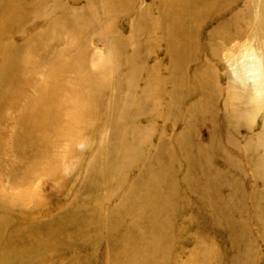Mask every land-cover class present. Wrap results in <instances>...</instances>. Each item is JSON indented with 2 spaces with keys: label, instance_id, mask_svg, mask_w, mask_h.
I'll return each instance as SVG.
<instances>
[{
  "label": "bare ground",
  "instance_id": "bare-ground-1",
  "mask_svg": "<svg viewBox=\"0 0 264 264\" xmlns=\"http://www.w3.org/2000/svg\"><path fill=\"white\" fill-rule=\"evenodd\" d=\"M96 1L72 12L69 25L58 20L68 13L61 0H0V114L5 106L18 110L0 121V151L14 154L0 176H9L15 189L44 174L60 180L63 190L74 179L62 176L59 160L74 158L68 167L81 169L61 199L69 204L44 198L34 205L24 192L4 198L0 188V242L10 243L2 261L33 264L37 254L51 251L59 264H133L132 250L137 264H259L264 0H153L131 16L128 36L104 25L128 0H104L100 5L108 7L101 10L93 9ZM36 21L39 38L28 34L26 53L4 44L8 33L20 34ZM66 31L80 46L51 50L63 47ZM93 34L106 46L103 61L83 54L79 37ZM249 55L258 58V78L235 67ZM201 125L210 130L205 143L195 137ZM83 137L82 155L76 158L73 145L58 155L65 142ZM176 170L186 193L181 219L173 214L181 191ZM201 201L206 208L198 207ZM161 206L168 212L152 219ZM187 237L193 247L176 253L172 243ZM217 238L226 243L222 253Z\"/></svg>",
  "mask_w": 264,
  "mask_h": 264
},
{
  "label": "rangeland",
  "instance_id": "rangeland-1",
  "mask_svg": "<svg viewBox=\"0 0 264 264\" xmlns=\"http://www.w3.org/2000/svg\"><path fill=\"white\" fill-rule=\"evenodd\" d=\"M61 2L66 7L68 13H61L58 17V20L61 22H63V21L67 22L68 21L69 25L72 24V22H71L72 18L70 16V14L72 12L78 11L80 6H83L81 9L83 11L85 9H89L88 8L89 4H88L87 0H61ZM96 2H97L96 7H94L93 9L101 10V7L102 8L105 6L108 7L106 4L104 6L100 5V4H103L105 2L104 0H97ZM153 3H154L153 0H128V2L125 1V9H124L125 11L119 9L118 11H116V13L111 14L110 20L105 22L104 25L108 26L111 23V25L114 27V29L117 32L123 33L124 36H128L130 30L132 29L131 20H130L131 16L134 14L135 15L139 14L141 6L146 7L149 5L152 7ZM108 11H109V9H108ZM112 18H113V20H112ZM16 20L18 21L19 19H16ZM97 20H99V19L97 17H94L93 22H96ZM68 22H67V24H68ZM40 24H41V21H36L33 24L29 25L30 27L27 26L26 29H23L20 34H13L12 35V33L11 34L8 33V36L5 35L6 36L5 39L3 38L4 44L7 47L9 46L10 43H14V44H10V45H14L15 47L23 46L25 53H26L28 51V45H29V40H27L28 34L31 31H36L35 38H39L37 31L40 28L39 27ZM13 33H15V32H13ZM73 34L74 33L72 32V35ZM66 35H68L69 37L68 36L66 37ZM74 37L71 38L70 34L68 32L66 34H63L62 35L63 43L61 42V45L63 47L51 46V50L53 48L54 49H56V48L57 49H62V48L65 49L66 48L65 45H67V44L69 45V47H72L74 44H75V46L79 47L80 46L79 41L74 39ZM66 39H67V41L65 42L64 40H66ZM79 39H81L84 43L81 46L83 47V50H84L83 54L88 61L91 60L92 58L93 59H99L100 58L102 61L104 60V58H105L104 53L106 52V46L104 45V42H102L99 39L98 34H93V36L91 38H86L85 36L82 37V35H80ZM11 50L12 49L7 48L8 53H10ZM241 61L242 60L238 61V63H236L237 65L235 66V67H237L236 69L238 71L242 72V70H243L242 73H244L248 69L250 71L249 74H254L255 78L259 77V75L261 73V69H260L259 65H257L258 64V62H257L258 58L255 55H249V56H247V59L245 58V60H243V62H241ZM246 63H248V64H246ZM91 70L93 71L94 68ZM26 72L28 73L27 70L25 72L21 73V76L19 77L20 82H24L25 80H27L26 77L24 76V75H26ZM35 79L37 81H41V82L44 81L43 80L44 77L42 76V74L40 72L36 73ZM28 90L31 91L30 89H28ZM3 108H4V112L0 114V121H4L6 123V122H9V120L14 119L13 116L17 114L18 110L15 108H12L10 106H5ZM3 126H5V124ZM7 131H8L7 128H4V132H7ZM196 135L197 136H195V137H197L198 141H202L205 143L206 140L205 141H203V140L207 139L210 136V130H208V128L206 126L201 125L199 130H198V134H196ZM85 140H87V138L83 137L80 140H73V141L65 142V145L62 148H59L58 155L60 156V154H62L63 151L67 150L69 146L73 145L72 147H76V158H77V155H82V154H80V152H81V149H84L82 146V143ZM13 156H14V154L11 151L7 152V151L1 150L0 151V167H4V166L6 168L9 167V165L13 162ZM76 162H77V160H75L74 158L73 159L67 158L66 160H62V159L59 160V170H60L63 177L70 178V179L73 178L74 179L73 181H75L77 179V176H78L79 172L81 171L80 165H76V168L73 166V168L71 167V169L68 167V166H70V164H72V163L75 164ZM17 169H18L17 173H16L15 169L11 170L12 175H15V173H16V175L20 176V168L17 167ZM238 173L247 175L249 173V171L248 170L239 171ZM263 176H264V174H263ZM53 181L54 180H52V179L50 180L49 177L45 176L44 174H35V175L31 176L29 179V183L27 184L28 189L26 187H17L15 189H12L11 188V183L13 182L12 179L9 178V176H6V174H5V176L3 174L2 176H0V188H2L4 191H6L4 198H12L14 196H20V194L22 192L26 193L31 198V200H29L28 202H32L33 200L37 201L36 203H32L34 205L38 204L41 201H44L43 200L44 198L49 199L47 201H52V202H54V204L57 203V200L69 201L66 204L71 203L72 200H61V199L70 190V188L73 184V181L69 187H65L63 190L61 189V186H63V183H60V180H57L54 182ZM175 182H176L177 186L179 188H181V191L179 192L180 200H176V202H175L176 207H177V211L173 212V214L175 217H178L181 219V217H184L185 215H187V209H186L187 203H186V193L184 192V188H182L183 182L181 180V172L179 170H176ZM58 183H60L59 187H57ZM26 191H28V192H26ZM160 195L164 197L163 194H160ZM198 200H204V199L198 197ZM198 207L206 208L207 203L204 201H201L200 205ZM160 210L162 211V213L168 212V210H166L163 206L157 207V212L153 213L151 218L157 219V218H159V215H164V214L158 213V211H160ZM30 214L34 217H37V218H40V216H41L34 209L32 211H30ZM185 226L188 228L190 233H192V234L194 233V225L192 224V221H189L188 223H186ZM157 228H159V226ZM166 230H167V228L164 229V231H166ZM132 234L136 235V236H140L141 230L137 233H136V231L132 232ZM194 243L195 242H194V240H192L191 237H187V238H184L181 241V243H174L173 242L171 247L176 253L184 254L190 247H193ZM9 244H10L9 241H8V246H7L6 242H0V252L6 250L9 247ZM216 244H217L216 252L222 253L223 252V245H226V243L224 241H222L220 238H217ZM66 253L70 257L75 255V253L72 251H67ZM259 254L260 255H259V258L257 259V261L259 264H264V251L260 250ZM131 255H132V258H131L132 263L137 264V262L139 261V259H137L138 258L137 253L132 252V250H131ZM36 256L37 257L34 259L36 262H34L33 264H56L57 263V262H52L53 260H55V257H54L53 252L51 253V251L45 252L42 257H39L40 253L37 254ZM149 261L152 262V260H149ZM170 262H172V261L169 260L167 262V264H169ZM0 264H6L2 261L1 257H0ZM14 264H20V263H14ZM57 264H59V263H57ZM66 264H79V262H77V260H74L73 263H66ZM221 264H227V263L225 262V263H221Z\"/></svg>",
  "mask_w": 264,
  "mask_h": 264
}]
</instances>
